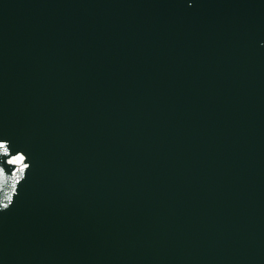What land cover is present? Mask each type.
<instances>
[{
  "label": "water",
  "instance_id": "obj_1",
  "mask_svg": "<svg viewBox=\"0 0 264 264\" xmlns=\"http://www.w3.org/2000/svg\"><path fill=\"white\" fill-rule=\"evenodd\" d=\"M0 140V264H264V0H0Z\"/></svg>",
  "mask_w": 264,
  "mask_h": 264
},
{
  "label": "clouds",
  "instance_id": "obj_2",
  "mask_svg": "<svg viewBox=\"0 0 264 264\" xmlns=\"http://www.w3.org/2000/svg\"><path fill=\"white\" fill-rule=\"evenodd\" d=\"M0 149H4L3 152H0V155L6 157L5 163L8 166L12 167L10 174L13 176H15L17 174V171H18V169H16L14 167V161L21 159V158L26 160V163L24 165L23 174L20 175V177L16 180L15 185H14L13 193L18 195L19 194L18 185L20 182H22V178H26L27 170L30 168V163L28 162L26 155L20 151H17L15 154H11V149L9 147V141H7V140H0ZM4 170L5 169L3 167H0V173H3ZM7 201L14 202V195L12 194L11 197L7 198ZM8 206L9 205H7V204L3 205L5 210L7 209Z\"/></svg>",
  "mask_w": 264,
  "mask_h": 264
}]
</instances>
